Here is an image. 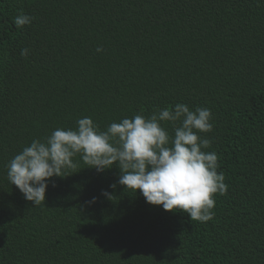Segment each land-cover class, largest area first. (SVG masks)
Wrapping results in <instances>:
<instances>
[{"label":"trees","instance_id":"1","mask_svg":"<svg viewBox=\"0 0 264 264\" xmlns=\"http://www.w3.org/2000/svg\"><path fill=\"white\" fill-rule=\"evenodd\" d=\"M21 13L33 19L17 28ZM177 103L212 113L197 134L227 191L209 221L79 156L38 207L7 178L57 128L91 117L103 131ZM0 264H264V0H0Z\"/></svg>","mask_w":264,"mask_h":264},{"label":"clouds","instance_id":"2","mask_svg":"<svg viewBox=\"0 0 264 264\" xmlns=\"http://www.w3.org/2000/svg\"><path fill=\"white\" fill-rule=\"evenodd\" d=\"M32 19L21 13L14 24L22 28ZM28 53L27 48L21 50L22 57ZM211 121L209 108L192 111L182 103L147 118H124L103 131L91 117L80 118L75 129L57 128L43 141L34 139L24 147L8 162L7 178L25 200L38 207L45 202L49 183L56 186L53 178L67 176L65 173L77 166L74 158L79 156L97 173L118 167L117 183L125 190L139 191L146 203L187 213L191 220L203 223L213 218L214 196L227 191L224 173L217 171V154L203 150L211 141L197 134L211 132ZM162 122L172 124L174 135ZM110 187L114 189L116 184ZM102 195L112 198L107 191ZM96 199L86 203L93 204Z\"/></svg>","mask_w":264,"mask_h":264}]
</instances>
